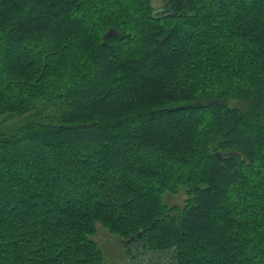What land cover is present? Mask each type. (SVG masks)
<instances>
[{"label": "trees", "instance_id": "trees-1", "mask_svg": "<svg viewBox=\"0 0 264 264\" xmlns=\"http://www.w3.org/2000/svg\"><path fill=\"white\" fill-rule=\"evenodd\" d=\"M97 222L264 264V0H0V264H108Z\"/></svg>", "mask_w": 264, "mask_h": 264}, {"label": "rangeland", "instance_id": "rangeland-1", "mask_svg": "<svg viewBox=\"0 0 264 264\" xmlns=\"http://www.w3.org/2000/svg\"><path fill=\"white\" fill-rule=\"evenodd\" d=\"M166 0H152V6L155 12H159L164 8ZM232 106L247 108L248 102L243 100H232ZM27 116V115H26ZM11 122V126H16L14 122L22 120L24 117ZM182 188L177 194L166 193L164 201L168 205H176L182 209L187 200V193ZM96 233L90 235V238L98 243L108 264H174L175 253L170 251L146 250L142 251L140 243L131 244L124 242L122 237L110 232L100 222L96 223ZM134 257H133V256Z\"/></svg>", "mask_w": 264, "mask_h": 264}]
</instances>
